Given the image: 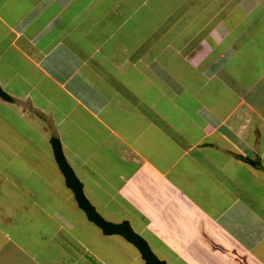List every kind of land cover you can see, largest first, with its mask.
Returning <instances> with one entry per match:
<instances>
[{
	"label": "crops",
	"instance_id": "1",
	"mask_svg": "<svg viewBox=\"0 0 264 264\" xmlns=\"http://www.w3.org/2000/svg\"><path fill=\"white\" fill-rule=\"evenodd\" d=\"M0 89V264H146L51 137L164 264H264V0H0Z\"/></svg>",
	"mask_w": 264,
	"mask_h": 264
},
{
	"label": "trees",
	"instance_id": "2",
	"mask_svg": "<svg viewBox=\"0 0 264 264\" xmlns=\"http://www.w3.org/2000/svg\"><path fill=\"white\" fill-rule=\"evenodd\" d=\"M0 96L4 99H10L9 96L5 94L1 89ZM50 141L55 161L64 176L65 183L67 187L72 191L75 201L77 202L78 206L84 211L87 219L99 226L105 234L118 233L122 235L126 240L133 243L140 251L141 256L146 264H164L163 261L159 260L153 254L147 243L131 229L128 223L124 222L121 224H113L107 222L98 214L93 205L85 197L81 182L74 174L70 165L67 163L63 155L59 139H57L56 137H51Z\"/></svg>",
	"mask_w": 264,
	"mask_h": 264
},
{
	"label": "rangeland",
	"instance_id": "3",
	"mask_svg": "<svg viewBox=\"0 0 264 264\" xmlns=\"http://www.w3.org/2000/svg\"><path fill=\"white\" fill-rule=\"evenodd\" d=\"M163 1H166V2H169L170 0H161V2H163ZM212 4V3H211ZM210 8L212 9V10H216V8L215 9H213V4L212 5H210ZM234 12H236V11H234ZM234 15V14H233ZM147 22V21H146ZM145 22V23H146ZM152 24V21L151 20H149L148 21V25L146 26V28L144 29L145 31L144 32H146L147 31V29L150 27V25ZM133 24V22H131V25ZM147 33H148V31H147ZM140 37H142V35H140ZM130 38V37H129ZM133 39H136V38H133Z\"/></svg>",
	"mask_w": 264,
	"mask_h": 264
}]
</instances>
